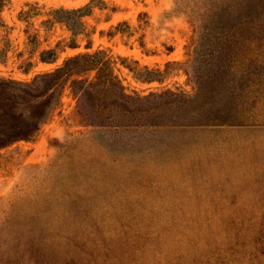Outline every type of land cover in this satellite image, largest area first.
I'll return each instance as SVG.
<instances>
[{"label":"rangeland","instance_id":"obj_1","mask_svg":"<svg viewBox=\"0 0 264 264\" xmlns=\"http://www.w3.org/2000/svg\"><path fill=\"white\" fill-rule=\"evenodd\" d=\"M95 53L14 109L42 121L0 148V264H264V0L0 8V80Z\"/></svg>","mask_w":264,"mask_h":264},{"label":"trees","instance_id":"obj_2","mask_svg":"<svg viewBox=\"0 0 264 264\" xmlns=\"http://www.w3.org/2000/svg\"><path fill=\"white\" fill-rule=\"evenodd\" d=\"M5 0H0V8L4 5ZM90 7L86 5L83 8L73 10H54L53 13L57 16L56 19L60 22H65L69 30L76 34L77 28L82 26L79 20L84 13H89ZM64 15V16H59ZM70 19H73V23H70ZM89 54L77 55L71 57L67 62L53 73H46L37 76L32 83H22L14 80H0V148L6 147L15 141L30 140L36 132L38 125L42 121L41 116L37 118L28 119L21 112H17L20 105L19 99L22 96H31L33 92L37 91L43 82H47L50 78L56 76L60 72L70 70L71 66L88 65V70L97 69L101 71L104 69L105 61L100 63V66L94 65L93 58L96 56ZM41 59L45 61V58L41 56ZM111 73V72H110ZM103 84L106 88H119L122 89L119 81L116 80L112 74L109 79H105L103 82H94L89 85L91 88ZM125 95V94H124ZM125 97V96H124Z\"/></svg>","mask_w":264,"mask_h":264}]
</instances>
